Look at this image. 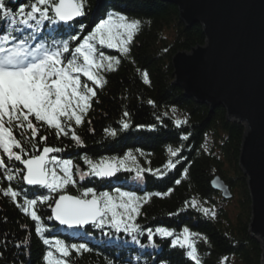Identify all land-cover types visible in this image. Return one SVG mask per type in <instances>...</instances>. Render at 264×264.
<instances>
[{
  "label": "trees",
  "instance_id": "16d2710c",
  "mask_svg": "<svg viewBox=\"0 0 264 264\" xmlns=\"http://www.w3.org/2000/svg\"><path fill=\"white\" fill-rule=\"evenodd\" d=\"M31 2L7 0V7L13 10L18 22V6ZM110 12L141 20V30L134 36L127 55L116 49L101 48L106 55L120 59V64L115 66V71L101 72L106 83L102 88L97 87L84 123L71 126L83 143L78 145L72 139L71 130L68 136L57 138L55 130L47 127L40 128L34 143L40 148L53 144L62 149L54 156L73 161L77 184L69 185L66 192L80 195L85 188L92 187L97 194L108 191L115 195L116 188L135 191L139 196L152 194L135 220L142 234H137L134 241L132 234L116 233L110 228L70 229L59 225L48 219L52 200L38 201L35 210L41 220L33 221L18 206L23 203V194L13 202L0 191V264H46L44 257L48 251L58 257L54 248L43 243L45 238H59L66 244L86 243L92 249L79 253L72 250L66 258L69 264H195L187 256L190 249L172 243L177 237L183 238L184 228L198 234L191 239L201 264H263L262 241L250 230L252 197L240 161L246 123L230 118L223 105L211 111L208 102L187 95L175 82L174 56L206 44L204 25L200 21L188 24L179 6L168 0H86L85 15L74 22L70 33L58 31V25L45 23L39 36L46 45L54 40H67L69 34L86 36ZM81 23L85 25L82 31ZM6 27L24 28L26 35L29 32L19 23L9 26L0 15V35ZM69 42L74 47L82 39ZM145 71L150 81L147 84L142 77ZM81 79L91 83L86 77ZM125 112L129 113L127 117L123 115ZM177 119L187 123L177 125ZM123 122H128L129 128L124 129ZM110 131L116 135H109ZM19 132L16 129L14 134L22 139ZM40 135L48 139L41 142ZM22 143L26 152L37 154L25 139ZM169 148L180 149L178 156L172 157ZM128 152L136 157L135 165L128 162L131 171L122 169L113 178L85 175L80 179L81 172H89L85 158L93 162L103 158L122 159ZM0 156H4L14 175L16 169L23 168L20 162L8 160L2 150ZM169 160L179 162L175 168H167ZM137 166L151 171L137 177ZM216 174H221L231 185L234 193L231 199L212 187L211 180ZM5 176V170L0 168V189L8 186L24 189L28 198L59 195L22 181L18 183L19 177L9 182ZM193 201L197 202L196 207L191 206ZM201 208L212 209L215 217L205 215ZM37 223L45 228L43 237L35 232ZM160 227L174 235L154 234L150 240L147 229L155 233Z\"/></svg>",
  "mask_w": 264,
  "mask_h": 264
},
{
  "label": "snow or ice",
  "instance_id": "6c2138e0",
  "mask_svg": "<svg viewBox=\"0 0 264 264\" xmlns=\"http://www.w3.org/2000/svg\"><path fill=\"white\" fill-rule=\"evenodd\" d=\"M85 6L86 0H33L30 4L18 6L20 20L17 22L13 10L7 7V0H0V15L7 24L12 26L19 23L29 30L26 35L24 28L6 27L3 29L4 34L0 35V150L8 160L23 165V168L15 170L14 175L13 169L5 163L4 156H0V168L5 170V178L9 182L19 177L18 183L22 181L29 186H39L59 195L58 198L50 195L28 198L24 189L15 190L12 186L0 191L13 202L23 194V203L18 206L33 221L41 220L35 210L38 201L47 203L52 200L54 207L49 205V220L54 219L70 229H83L85 226L100 230L110 228L116 233L132 234V239L136 241L137 234L142 232L135 220L141 214L142 204L148 202L152 194L139 196L135 191H122L121 188L115 189V195L108 191L97 194L92 187L85 188L80 195L67 194V187H75L77 184L73 161L50 156L52 153H59L62 150L60 148L43 146L41 150L34 143L41 127L55 130L57 138L68 136L71 130L72 139L78 145L83 143L71 126L73 123H84V116L91 108L97 87L102 88L106 83L101 72L115 71V66L120 64V59L106 55L101 48L116 49L127 55L134 36L141 30V20L110 12L86 36L69 34L67 40H54L51 45L42 42L43 37L39 36L41 25H58V31L70 33L76 18L85 15ZM79 28L82 31L85 25L81 23ZM81 39L82 42L74 47L70 46L69 41ZM82 76L91 83L83 82ZM142 77L144 83H150L146 71L142 73ZM123 115L127 117L129 113L125 112ZM181 123H187V120H176L177 125ZM122 126L127 129L129 123L123 122ZM16 129L20 130V137L31 144L37 154L26 152L22 139L14 134ZM109 135L115 136L116 132L110 131ZM47 139L46 135H40L41 142ZM179 151L180 149L169 148L172 157H177ZM128 162L136 164V157L132 152H128L122 159L103 158L93 162L85 158L89 172H81L80 179L85 175L97 178L115 177L122 169L131 171ZM178 162L169 160L166 167L175 168ZM144 171L151 169L137 166L136 176L140 177ZM176 183L180 181L177 180ZM167 194L155 193L157 196ZM191 206L196 207L197 202L193 201ZM200 210L205 215H216L210 208ZM35 232L43 237L45 228L37 223ZM147 232L150 240L154 234L161 237L174 235L163 227L155 229V233L152 229H147ZM194 235L198 234L184 228L183 238L177 237L172 243L173 246L190 249L187 256L195 264H201L191 239ZM43 243L50 245L59 254L57 257L53 251H48L44 257L46 264H69L66 258L71 255L72 250L78 253L92 250L86 243L66 244L59 238H45ZM227 259L225 257L224 261Z\"/></svg>",
  "mask_w": 264,
  "mask_h": 264
},
{
  "label": "water",
  "instance_id": "95a60500",
  "mask_svg": "<svg viewBox=\"0 0 264 264\" xmlns=\"http://www.w3.org/2000/svg\"><path fill=\"white\" fill-rule=\"evenodd\" d=\"M168 1L188 24L200 21L207 35L205 45L174 56L175 82L211 111L223 105L230 118L246 123L240 161L252 197L250 230L262 241L264 264V0ZM211 185L226 199L234 196L221 174Z\"/></svg>",
  "mask_w": 264,
  "mask_h": 264
},
{
  "label": "bare ground",
  "instance_id": "6f19581e",
  "mask_svg": "<svg viewBox=\"0 0 264 264\" xmlns=\"http://www.w3.org/2000/svg\"><path fill=\"white\" fill-rule=\"evenodd\" d=\"M175 79H176V77H175ZM183 88V87H182ZM185 91V90H184Z\"/></svg>",
  "mask_w": 264,
  "mask_h": 264
},
{
  "label": "rangeland",
  "instance_id": "374dc122",
  "mask_svg": "<svg viewBox=\"0 0 264 264\" xmlns=\"http://www.w3.org/2000/svg\"><path fill=\"white\" fill-rule=\"evenodd\" d=\"M245 123V122H244Z\"/></svg>",
  "mask_w": 264,
  "mask_h": 264
}]
</instances>
